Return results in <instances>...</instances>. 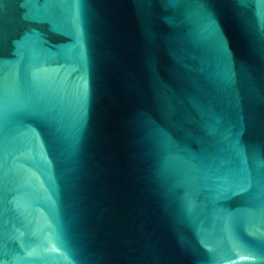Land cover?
<instances>
[{
	"label": "water",
	"instance_id": "water-1",
	"mask_svg": "<svg viewBox=\"0 0 264 264\" xmlns=\"http://www.w3.org/2000/svg\"><path fill=\"white\" fill-rule=\"evenodd\" d=\"M0 264H264V0H0Z\"/></svg>",
	"mask_w": 264,
	"mask_h": 264
},
{
	"label": "snow or ice",
	"instance_id": "snow-or-ice-1",
	"mask_svg": "<svg viewBox=\"0 0 264 264\" xmlns=\"http://www.w3.org/2000/svg\"><path fill=\"white\" fill-rule=\"evenodd\" d=\"M77 4H79L81 2V0H76ZM170 3H174L175 0H169ZM84 98L86 99V91L84 93Z\"/></svg>",
	"mask_w": 264,
	"mask_h": 264
}]
</instances>
